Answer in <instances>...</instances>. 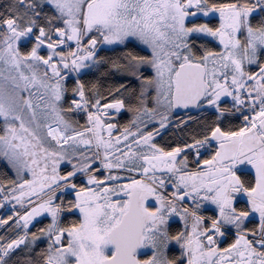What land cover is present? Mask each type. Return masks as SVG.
I'll return each mask as SVG.
<instances>
[{
	"label": "snow or ice",
	"instance_id": "6c2138e0",
	"mask_svg": "<svg viewBox=\"0 0 264 264\" xmlns=\"http://www.w3.org/2000/svg\"><path fill=\"white\" fill-rule=\"evenodd\" d=\"M0 207V264H264V0H4Z\"/></svg>",
	"mask_w": 264,
	"mask_h": 264
},
{
	"label": "trees",
	"instance_id": "16d2710c",
	"mask_svg": "<svg viewBox=\"0 0 264 264\" xmlns=\"http://www.w3.org/2000/svg\"><path fill=\"white\" fill-rule=\"evenodd\" d=\"M3 2H4V0H0V4H2ZM101 54L103 55L104 53H101ZM86 79H91V77H86ZM130 117H131V114L128 113L126 110H123V112L121 113V116L116 121H114V120H111V121H113L114 123L121 126V127H118V129H117V131H119L122 129V126L130 119ZM108 121H110V120H108ZM234 123H236V122H234ZM148 130H151V127H149ZM176 135H178V134H176ZM172 136H173V134H172L171 130H169L167 133H163L161 136L155 137L154 140L157 143H165V142H168L169 138ZM0 215H5L2 212L1 208H0ZM32 230L35 231L34 226L32 227ZM3 234H5L4 230L1 229L0 235H3Z\"/></svg>",
	"mask_w": 264,
	"mask_h": 264
},
{
	"label": "flooded vegetation",
	"instance_id": "af4514ba",
	"mask_svg": "<svg viewBox=\"0 0 264 264\" xmlns=\"http://www.w3.org/2000/svg\"><path fill=\"white\" fill-rule=\"evenodd\" d=\"M121 116V114H118V115H113V116H111V117H109V118H107V120H106V122L107 123H114L113 121H111V120H114V121H116L119 117ZM108 120H110V121H108ZM114 124H116V123H114ZM118 129V128H117ZM117 129H114L113 130V136L115 135V133H117L118 131H117Z\"/></svg>",
	"mask_w": 264,
	"mask_h": 264
},
{
	"label": "rangeland",
	"instance_id": "374dc122",
	"mask_svg": "<svg viewBox=\"0 0 264 264\" xmlns=\"http://www.w3.org/2000/svg\"><path fill=\"white\" fill-rule=\"evenodd\" d=\"M112 111H115V110H112ZM130 118H131V117H130ZM150 127H151V126H150ZM119 131H122V129L119 130ZM119 131H118V132H119ZM116 134H117V133H115V135H116ZM105 135H107V133H106ZM115 135H114V137H115ZM154 138H155V137H154ZM138 147H142V146H138ZM0 208H1L2 212H4V211H3V207H0ZM0 230H1V229H0Z\"/></svg>",
	"mask_w": 264,
	"mask_h": 264
},
{
	"label": "built area",
	"instance_id": "2783aa9c",
	"mask_svg": "<svg viewBox=\"0 0 264 264\" xmlns=\"http://www.w3.org/2000/svg\"><path fill=\"white\" fill-rule=\"evenodd\" d=\"M122 111H123V110H121V112H122ZM9 207H11V206L9 205ZM3 211H4L5 214H7V211H8V210H7L6 208H3Z\"/></svg>",
	"mask_w": 264,
	"mask_h": 264
},
{
	"label": "water",
	"instance_id": "95a60500",
	"mask_svg": "<svg viewBox=\"0 0 264 264\" xmlns=\"http://www.w3.org/2000/svg\"><path fill=\"white\" fill-rule=\"evenodd\" d=\"M177 115H179V113H177ZM223 246V245H222Z\"/></svg>",
	"mask_w": 264,
	"mask_h": 264
}]
</instances>
